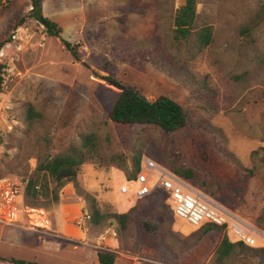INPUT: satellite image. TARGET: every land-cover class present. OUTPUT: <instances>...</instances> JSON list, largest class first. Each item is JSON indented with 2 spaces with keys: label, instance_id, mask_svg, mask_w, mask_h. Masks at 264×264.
Segmentation results:
<instances>
[{
  "label": "rangeland",
  "instance_id": "1",
  "mask_svg": "<svg viewBox=\"0 0 264 264\" xmlns=\"http://www.w3.org/2000/svg\"><path fill=\"white\" fill-rule=\"evenodd\" d=\"M184 2L44 0L43 14L62 28L60 38L48 37L32 17L31 0L0 10V180L26 190L34 179L52 191L56 183L40 165L95 135L97 155L81 166L77 183L102 211L132 217L125 229L92 225L72 182L57 202L52 194L35 200L25 194L26 204L48 211L52 228L35 233L0 225V257L100 264L97 252L104 251L115 254L114 264H264V0H197L193 34L177 41L174 16ZM204 26L212 27L213 40L198 51L195 34ZM18 27L32 39L20 52L9 39ZM61 39L74 45L78 60ZM107 77L149 100H175L187 126L165 132L112 123L121 89ZM139 157L141 169L149 160L172 172L195 170L198 182L188 181L254 227L256 247L220 259L223 239L236 242L231 232L205 233L175 218L159 188L139 201L120 195L119 187L137 176ZM142 219L156 221V230Z\"/></svg>",
  "mask_w": 264,
  "mask_h": 264
},
{
  "label": "trees",
  "instance_id": "2",
  "mask_svg": "<svg viewBox=\"0 0 264 264\" xmlns=\"http://www.w3.org/2000/svg\"><path fill=\"white\" fill-rule=\"evenodd\" d=\"M44 0H31L32 17L43 25L48 37L60 38L62 28L58 23L46 17L43 14ZM197 0H185L175 12L174 16V39L177 41H186L192 36L196 19H197ZM264 14V8L262 9ZM196 44L198 51H202L212 43L213 29L211 26H204L196 32ZM11 39V36L10 38ZM63 46L78 60L79 53L74 45L70 42L61 39ZM4 65L0 63V94L3 87ZM109 82L116 85L121 89L115 103L113 104L110 112L109 119L112 123L120 125H148L160 128L165 132H175L183 129L188 124V116L181 104L171 99L168 96L160 95L154 100H149L143 97L138 90L132 86H125L120 80L113 77L106 78ZM96 137L95 135H88L84 137L80 147H73L68 152L58 155L50 161L41 164L39 171L44 172L50 177L51 181L56 183L55 188L50 191L48 184H43L42 188L38 186L39 181L31 179L25 190L27 197L34 200L50 194L54 196V200H59V191L66 183H74L76 194L82 197L88 205L89 222L94 226H111L119 224L121 229H125L127 223L131 220V211L126 214H113L102 211L97 204L96 199L85 192L77 183V178L81 166L96 157ZM135 172L138 174L141 170V158L136 159ZM174 173L186 180L198 182V173L190 168L175 169ZM133 180V179H132ZM140 224L148 231L153 232L156 230L158 223L154 220L142 219ZM204 232L209 231H222L223 228L213 225H206L202 227ZM243 248H252L242 242H231L226 236L220 244L217 255L220 259H225L233 253V251H241ZM98 261L100 264H114L116 261L115 254L107 253L104 251L97 252ZM0 261L8 262L9 264H40L37 262L20 260V259H5L0 257Z\"/></svg>",
  "mask_w": 264,
  "mask_h": 264
},
{
  "label": "built area",
  "instance_id": "3",
  "mask_svg": "<svg viewBox=\"0 0 264 264\" xmlns=\"http://www.w3.org/2000/svg\"><path fill=\"white\" fill-rule=\"evenodd\" d=\"M13 1L0 0V10L8 8ZM31 40L29 33L23 27H18L12 32L11 43L19 52ZM157 188L167 194L175 218L194 228L206 225L221 227L231 232L236 242L256 247L258 236L254 227L214 202L188 180L171 170L157 166L153 161L146 160L137 176L119 187V194L139 201L151 196ZM24 195L25 187L21 184L13 183L8 179L0 180V225L35 233L50 231L52 220L48 211L42 207L26 204ZM85 219L81 216L76 223L81 227ZM104 240H106L105 235L99 239V243ZM78 242L84 244V241Z\"/></svg>",
  "mask_w": 264,
  "mask_h": 264
},
{
  "label": "crops",
  "instance_id": "4",
  "mask_svg": "<svg viewBox=\"0 0 264 264\" xmlns=\"http://www.w3.org/2000/svg\"><path fill=\"white\" fill-rule=\"evenodd\" d=\"M96 1L117 2V1H120V0H96ZM60 230H61L63 233H67V229H66L64 226H62V227L60 228ZM75 236H78V234L75 233ZM97 257H98V256H97Z\"/></svg>",
  "mask_w": 264,
  "mask_h": 264
}]
</instances>
